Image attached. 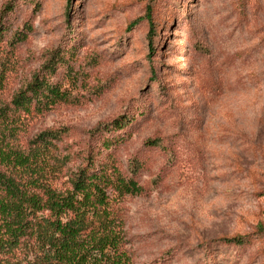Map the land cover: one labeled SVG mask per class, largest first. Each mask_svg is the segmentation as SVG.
Returning <instances> with one entry per match:
<instances>
[{"label": "rangeland", "instance_id": "rangeland-1", "mask_svg": "<svg viewBox=\"0 0 264 264\" xmlns=\"http://www.w3.org/2000/svg\"><path fill=\"white\" fill-rule=\"evenodd\" d=\"M0 22L1 101L52 51L72 68L73 80L57 72L67 101L19 124L23 141L67 131L57 184L94 129L131 118L104 136L130 134L114 153L122 171L142 163L140 193L113 205L133 264H264V0H0ZM233 235L251 243L202 253Z\"/></svg>", "mask_w": 264, "mask_h": 264}, {"label": "trees", "instance_id": "trees-1", "mask_svg": "<svg viewBox=\"0 0 264 264\" xmlns=\"http://www.w3.org/2000/svg\"><path fill=\"white\" fill-rule=\"evenodd\" d=\"M143 19L149 27L150 55L156 35L151 6ZM3 28L0 22V39ZM19 37L23 41L26 34ZM48 55L8 102L0 100V264H133L113 205L120 197L140 193L136 176L142 163L133 158L128 163L129 173L122 171L114 153L116 145L130 134L104 136L121 131L131 118L122 116L94 129L88 142L71 153L81 164L59 184L70 158L68 153L57 154L67 131L46 129L26 141L19 132L24 117L67 101L57 72L66 67V77L73 80L72 68L58 52ZM3 76L0 70V87ZM96 135L101 140L94 142ZM150 142L159 145L156 140ZM258 229L262 234L264 229ZM249 243L251 235H233L205 241L200 248L209 254L211 245Z\"/></svg>", "mask_w": 264, "mask_h": 264}]
</instances>
